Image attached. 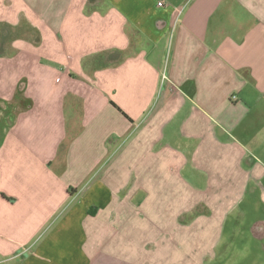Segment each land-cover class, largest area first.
Instances as JSON below:
<instances>
[{
	"label": "crops",
	"instance_id": "crops-1",
	"mask_svg": "<svg viewBox=\"0 0 264 264\" xmlns=\"http://www.w3.org/2000/svg\"><path fill=\"white\" fill-rule=\"evenodd\" d=\"M0 264H264V0H0Z\"/></svg>",
	"mask_w": 264,
	"mask_h": 264
},
{
	"label": "built area",
	"instance_id": "built-area-1",
	"mask_svg": "<svg viewBox=\"0 0 264 264\" xmlns=\"http://www.w3.org/2000/svg\"><path fill=\"white\" fill-rule=\"evenodd\" d=\"M159 5H163V2H159Z\"/></svg>",
	"mask_w": 264,
	"mask_h": 264
}]
</instances>
